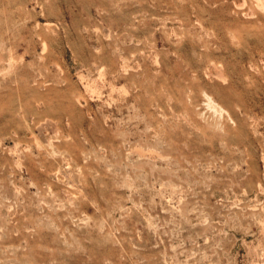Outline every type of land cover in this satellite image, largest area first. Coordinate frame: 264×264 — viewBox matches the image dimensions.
Returning a JSON list of instances; mask_svg holds the SVG:
<instances>
[{
  "label": "rangeland",
  "instance_id": "rangeland-1",
  "mask_svg": "<svg viewBox=\"0 0 264 264\" xmlns=\"http://www.w3.org/2000/svg\"><path fill=\"white\" fill-rule=\"evenodd\" d=\"M0 264H264V0H0Z\"/></svg>",
  "mask_w": 264,
  "mask_h": 264
},
{
  "label": "bare ground",
  "instance_id": "bare-ground-1",
  "mask_svg": "<svg viewBox=\"0 0 264 264\" xmlns=\"http://www.w3.org/2000/svg\"><path fill=\"white\" fill-rule=\"evenodd\" d=\"M210 99H211V98H210ZM208 101H210V104H211V100L208 99ZM212 104H213V102H212ZM212 104H211V105H212ZM208 105H209V102H208ZM221 111H222V110H221Z\"/></svg>",
  "mask_w": 264,
  "mask_h": 264
}]
</instances>
